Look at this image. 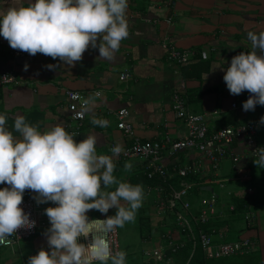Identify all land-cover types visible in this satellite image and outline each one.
Returning <instances> with one entry per match:
<instances>
[{"label":"crops","instance_id":"1","mask_svg":"<svg viewBox=\"0 0 264 264\" xmlns=\"http://www.w3.org/2000/svg\"><path fill=\"white\" fill-rule=\"evenodd\" d=\"M32 2L0 0V13ZM126 18L129 36L121 41L112 61L97 58L98 49L90 47L80 62L68 66L59 58L54 60L40 53L32 56L14 50L0 35V74L13 72L18 79L17 84H0V115L9 117V130H12L11 118L19 113L30 124L38 125L42 132L61 125L69 133L77 134L74 137L77 142L95 134L97 154L111 155V145L119 143L124 147L131 141L116 126L115 112L126 108L127 121L141 141L164 142L167 137L178 140L185 137L186 129L183 120L176 118L172 111L174 92L181 95L188 111L204 114L209 130L246 121L259 122L264 106L256 105L254 111H244L242 102L246 91L231 95L223 80L224 72L215 67L226 68L232 56L252 50L247 32L264 31V0H128ZM163 43L189 50V62L182 66L169 62ZM25 63L29 66L27 71L23 70ZM48 64L57 67L49 70ZM123 72H128V77L121 79ZM66 90L87 96L84 118L78 129V121L71 118L68 109ZM233 102L236 109L232 108ZM93 118L107 120L108 125L94 126ZM14 135L19 138L18 133ZM254 144L255 148L264 147L263 130L257 131ZM230 150L236 155L235 160L228 153L220 160L217 170L206 162L205 170L196 175L203 191L209 195L199 192L192 208L200 213L203 208L200 200L215 192L216 212L209 220L212 231L208 232L214 242L243 238L256 242L248 253L210 258L214 259L210 261L264 264V168H257L253 163V148L242 140L234 141ZM199 160L202 156L196 150H181L170 156L164 150L158 162L172 169ZM125 162L133 165L130 172L124 171ZM146 162L138 158H116L114 175L119 178L121 174V180L127 181L131 176L146 174ZM217 184L225 192L224 199L216 192ZM236 198L246 199L248 205L243 212L235 211ZM154 205L155 202L148 207ZM251 213L248 221L246 215ZM44 230L39 229L12 246H0V264H27L28 257L41 247L49 250L42 235ZM160 241L156 240L157 244Z\"/></svg>","mask_w":264,"mask_h":264},{"label":"clouds","instance_id":"2","mask_svg":"<svg viewBox=\"0 0 264 264\" xmlns=\"http://www.w3.org/2000/svg\"><path fill=\"white\" fill-rule=\"evenodd\" d=\"M127 8L128 0H33L28 6L0 13V35L14 50L59 58L68 66L80 62L90 47L98 49L97 58L112 61L121 41L129 36ZM247 38L252 50L232 56L226 68L215 67L224 72L231 95L249 93L242 102L246 112L264 106V31H248ZM28 67L25 63L23 70ZM46 67L54 70L57 65ZM8 119L0 115V184L6 185L0 188V244L11 243L6 238L18 229L35 227L20 207L23 193L29 190L37 204L53 202L55 206L44 209L50 226L42 235L49 250L41 247L27 264H126V251L114 250L109 237L136 219L145 192L141 184L114 175L123 145H114L111 155H98L95 134L77 142V134L61 125L42 132L18 113L11 118L9 130ZM91 123L101 128L108 125L107 120L96 118ZM259 124L264 125V115ZM254 156L257 168H264V147H257ZM132 168L125 162L126 173ZM110 209H115L114 215H108ZM91 210L105 218L90 219Z\"/></svg>","mask_w":264,"mask_h":264},{"label":"built area","instance_id":"3","mask_svg":"<svg viewBox=\"0 0 264 264\" xmlns=\"http://www.w3.org/2000/svg\"><path fill=\"white\" fill-rule=\"evenodd\" d=\"M167 53L169 61L176 65L182 66L187 64L190 60V51L186 49H178L172 44H162ZM15 54L19 55V52ZM128 77V72L120 74V78L124 79ZM18 83V79L13 72H2L0 74V84ZM97 96H100L99 92H95ZM65 96L68 99V109L71 114V118L77 120L76 129L81 124V119L84 118V111L87 105V96L78 91L66 90ZM249 93L246 91L245 100L248 98ZM232 108L236 109L235 102L232 104ZM172 111L176 118L183 120L186 133L185 137L178 140H171L167 137L164 142L160 140H144L141 141L134 131L133 125L127 121L128 110L121 108L115 112L117 123L116 126L122 133L130 138V143L124 146V151L118 157L119 159L138 158L145 160L146 162V175L151 178L153 175H158L164 182L170 181L174 176L181 178L187 175H197L205 170V163H209L211 169L217 170L219 168V162L222 158H225L228 153H231L230 145L236 140H242L247 146L253 148V154L255 148L254 139L258 130L264 131V125L259 124L258 121H246L240 122L236 125H229L218 128L216 130H209L204 114L190 112L185 108L184 101L181 95L177 92L172 96ZM113 147L111 145L110 149ZM109 149V150H110ZM196 150L201 156L202 160L195 162H188L176 168L168 169L162 163L158 162L161 153L166 150L170 155L176 154L181 150ZM232 158L235 160L236 155L231 153ZM195 185L194 182H187L182 180L180 187L175 188L169 186L170 194L167 197L163 196L164 187L160 184L155 186L156 200L155 204L158 209L161 210L169 208L175 210L176 223L179 226L182 233L186 231L189 238L194 239V246L199 245L206 256V258H223L231 256L237 253H248L255 248L256 242L249 238H243L240 240H223L220 242H214L212 236L204 231L200 225L209 222L212 216L215 215V204L217 201V194L211 192L208 198H202L200 204L203 208L200 209V213L194 214L190 210L191 204L188 200L190 190ZM6 185L1 184V188ZM145 190L149 191V187ZM33 193L29 190H25L23 193L22 204L20 207L27 213L30 218L35 221V227L31 229L21 228L16 233L7 237L6 239L11 243L0 244V246H12L20 239L29 238L33 236L39 229H47L50 226L48 217L44 214V209L50 206H55L53 202H47L37 204L33 200ZM94 210L87 213L90 219L99 218L104 219L102 215L100 217L92 216ZM163 215V213H162ZM252 217L251 214L246 215V219ZM179 230V229H178ZM179 230V231H180ZM180 233V232H179ZM166 234V235H165ZM164 234L165 237L174 239L175 235L167 230ZM117 231L110 235L109 239L113 243L114 250L117 249L116 241ZM179 236H177L178 238ZM81 242L87 243L83 238H80ZM160 241V240H159ZM168 247L175 250L178 245L169 241ZM164 249L161 243L158 242L156 247H152L150 250L144 251L146 257H151L156 261L162 262L164 258ZM167 260L171 261L170 258ZM97 262V261H94Z\"/></svg>","mask_w":264,"mask_h":264},{"label":"trees","instance_id":"4","mask_svg":"<svg viewBox=\"0 0 264 264\" xmlns=\"http://www.w3.org/2000/svg\"><path fill=\"white\" fill-rule=\"evenodd\" d=\"M182 180L195 183L193 188L190 190L193 191L194 193V196L192 197V202L189 199L190 195H188V200L190 201L192 208V203L195 202L197 198L196 196L199 194V192L203 191L201 184L198 183L196 175L190 174L184 178H181L179 176H174V178L170 179V181L164 182L162 178L158 177V175L155 176L153 175L151 178H149L146 174H142V175L137 174L129 177L127 182H130L133 185L141 184L144 189L145 187L148 188L151 185L156 186L157 184H160L164 187L163 196L167 197L170 194L168 189L169 186L172 185L175 188H179L180 182ZM145 192L148 193V190H146ZM236 200L237 202L235 201L234 203L235 211L243 212L245 210L244 208L248 205L246 199L236 198ZM191 208L190 210H192ZM162 213L163 215L160 218V220L155 221L154 224H152L153 221H151V217L149 214L147 215L141 214L138 217V230L140 237L143 241H150L155 237L156 240H165L163 261L159 262L151 257H145L143 251L142 254L145 258L141 257L140 260H136L134 256L130 255L131 257L129 256L128 258H126V264H214L212 261H210L214 259H207L199 245L194 246V239L189 238V236L186 234V231L182 233V231L180 230L179 226L176 223L174 209L165 208L163 209ZM167 218H169V223L166 220ZM209 225H210L209 222H207L200 225V227L206 232H211L212 231V230L210 231L211 226ZM167 230H170L171 233L175 235L174 239H170L164 236ZM177 235L180 236L177 238ZM169 241L174 242L176 245H178V247L175 250H172L171 247H168ZM168 258L171 259V262L169 263L166 262Z\"/></svg>","mask_w":264,"mask_h":264},{"label":"rangeland","instance_id":"5","mask_svg":"<svg viewBox=\"0 0 264 264\" xmlns=\"http://www.w3.org/2000/svg\"><path fill=\"white\" fill-rule=\"evenodd\" d=\"M169 61V60H168ZM171 62V61H169ZM173 63V62H171ZM175 64V63H173ZM176 65V64H175ZM179 66V65H176ZM122 175L120 174L119 178L121 179ZM216 189V192L220 195V198L224 199L225 192L219 189L218 184L214 186ZM145 192V191H144ZM201 194V193H200ZM204 196H208L209 193L206 191H203ZM156 191H155V186L151 185L149 186V191L148 193L145 192V197L143 200V205L140 209L137 211L136 219L133 222L126 223L123 228H118L117 229V236H116V241H117V249L118 250H123L126 251L127 253V258L131 255L136 258V260H140L141 257L145 258L142 254L143 251L150 250L152 247L157 246L156 242V237L151 239L150 241H143L140 237L139 230H138V217L142 215H147L148 213L150 214L151 221L155 223V221L160 220L162 217L161 210L158 209L156 205L148 207L149 205L153 204L155 202L156 198ZM189 199L192 202V197L194 196L193 191L189 192ZM196 201V200H195ZM192 213L195 214V208H192ZM115 209H110L108 212V215H114ZM92 216H102V214L94 210L92 213ZM169 223V218L166 219ZM178 236V235H177ZM159 243H161L163 246L165 245V240H161ZM130 256V257H131ZM167 263L171 262L169 260L166 261ZM95 264H100V263H95Z\"/></svg>","mask_w":264,"mask_h":264}]
</instances>
